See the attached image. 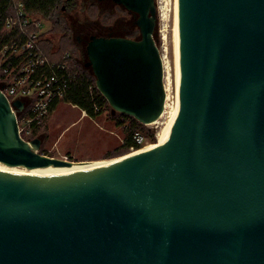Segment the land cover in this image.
I'll return each mask as SVG.
<instances>
[{"label": "water", "instance_id": "obj_1", "mask_svg": "<svg viewBox=\"0 0 264 264\" xmlns=\"http://www.w3.org/2000/svg\"><path fill=\"white\" fill-rule=\"evenodd\" d=\"M112 1L141 39L92 36L85 67L114 114L150 125L167 97L156 2ZM170 12L176 109L143 156L43 155L0 91V163L92 168L0 172V264H264V0H170Z\"/></svg>", "mask_w": 264, "mask_h": 264}, {"label": "rangeland", "instance_id": "obj_2", "mask_svg": "<svg viewBox=\"0 0 264 264\" xmlns=\"http://www.w3.org/2000/svg\"><path fill=\"white\" fill-rule=\"evenodd\" d=\"M155 2L157 22L154 39L161 56L167 55L169 61L167 87L170 96L168 110H170L176 101L170 0H155ZM74 4V9L67 14V17H64L66 26L71 30L67 36L68 39L60 40V34L54 36L53 40L50 37L51 34L44 36V39H50L53 46L62 53L71 52L77 62L78 60L81 63L87 62L86 52L83 50L84 44H79L76 40L78 36L85 34L84 32L87 33L85 34L87 37L97 35L106 37L107 34L113 33V37L141 39L140 30L136 25L138 16L124 7L112 2L105 3L97 0H74ZM33 16L44 21V34L51 31L53 25L50 20L38 15ZM86 26L88 29L82 28ZM54 111L48 118L47 129L41 130L45 139L40 153L71 163L107 162L125 158V156L131 155L147 145L157 143L159 133L169 121L168 114L155 124H142L139 129L141 133L139 136H142L145 141L139 145V149H134L128 148L126 145L130 126L129 120L126 119L125 126H119L118 122L125 119L121 113L114 114L111 106L95 120L90 119L87 114L85 117L83 115L85 112L66 101L61 102Z\"/></svg>", "mask_w": 264, "mask_h": 264}, {"label": "built area", "instance_id": "obj_3", "mask_svg": "<svg viewBox=\"0 0 264 264\" xmlns=\"http://www.w3.org/2000/svg\"><path fill=\"white\" fill-rule=\"evenodd\" d=\"M43 22L27 12L25 0H9L0 14V91L16 116L20 137L28 143L44 141L42 127L65 101L72 83L68 63L51 60L42 47ZM16 101L22 102V109L14 106ZM135 140L139 145L145 141L139 135Z\"/></svg>", "mask_w": 264, "mask_h": 264}, {"label": "trees", "instance_id": "obj_4", "mask_svg": "<svg viewBox=\"0 0 264 264\" xmlns=\"http://www.w3.org/2000/svg\"><path fill=\"white\" fill-rule=\"evenodd\" d=\"M9 0H0V14L4 15L6 7H8ZM27 12L30 15H38L52 22V29L49 33L42 36V47L45 49L51 60L57 62H67L71 73L72 83L68 95L65 99L66 102L72 104L85 112L87 116L95 120L101 116L106 109L110 107L108 101L99 92L96 86V78L90 68L85 67V63L78 62L73 57L71 52H60L53 46L50 39H44V36L50 35L53 40L54 36L60 34V40L68 39L70 29L66 26L64 17L74 9V0H25ZM64 8V10H63ZM86 28V27H82ZM88 29V28H86ZM84 30V29H82ZM84 32V31H83ZM87 34L86 32H84ZM85 34L81 36L82 39L88 40ZM98 37L100 35H97ZM86 45V46H85ZM87 44L84 43V51L86 52ZM78 49V48H77ZM84 52V53H85ZM70 54V58L66 59V55ZM77 62V63H76ZM125 120L118 122L119 126L126 125V119L129 120L130 126L127 135V147L139 149L140 146L136 142L135 137L140 135L139 129L141 123L133 117L121 114ZM48 120L44 123L42 130L47 129Z\"/></svg>", "mask_w": 264, "mask_h": 264}, {"label": "bare ground", "instance_id": "obj_5", "mask_svg": "<svg viewBox=\"0 0 264 264\" xmlns=\"http://www.w3.org/2000/svg\"><path fill=\"white\" fill-rule=\"evenodd\" d=\"M162 60H163V65H164V82H165V90H166L167 97H166L164 111L158 120L160 121L161 119H163V117L165 115L168 116V114H169V121L162 128V131L159 133L157 143L147 145L144 148L138 150L137 152H135L131 155L125 156V158H122L120 160H125V159L128 160V159L140 157V156H143V155L157 149L158 145L160 144L162 138L164 137L165 133L167 132L169 126L171 125V123L174 119V114H175V109H176V101H175V104L170 107V110H168L169 109L170 96H169L168 87H167V80H168L167 69L169 68L168 67L169 61H168L167 55H162ZM156 122H154L152 124H155ZM152 124H150V125H152ZM120 160L113 159V160H110L107 162L114 163V162H118ZM95 168H98V167H95ZM88 169H92V168H88ZM88 169H59L57 167L50 166V167H46V168H37V169H30L29 170L27 168L10 167V166H7L3 163H0V172L15 173V174H21V175H31V176H59V175H64V174L77 173V172H81L83 170H88Z\"/></svg>", "mask_w": 264, "mask_h": 264}, {"label": "flooded vegetation", "instance_id": "obj_6", "mask_svg": "<svg viewBox=\"0 0 264 264\" xmlns=\"http://www.w3.org/2000/svg\"><path fill=\"white\" fill-rule=\"evenodd\" d=\"M99 2V1H98ZM101 2H112L113 4H115L112 0H103V1H101ZM98 25V24H97ZM103 27H105V26H103ZM86 28H88L87 26H86ZM114 35H113V33H110V34H107L106 35V37H113ZM92 36H90L89 37V39L88 40H85V39H82L81 38V36H78V38H76V40H77V42L79 43V44H88V42H89V40H90V38H91ZM104 37V36H103ZM78 48L80 49V47L78 46Z\"/></svg>", "mask_w": 264, "mask_h": 264}, {"label": "crops", "instance_id": "obj_7", "mask_svg": "<svg viewBox=\"0 0 264 264\" xmlns=\"http://www.w3.org/2000/svg\"><path fill=\"white\" fill-rule=\"evenodd\" d=\"M55 110H56V109H55ZM54 112H55V111H54ZM54 112H53V113H54ZM53 113H52V114H53ZM83 115H84L85 117H87V116H86V113H83ZM47 134H48V133H47ZM43 143H44V141H43Z\"/></svg>", "mask_w": 264, "mask_h": 264}]
</instances>
